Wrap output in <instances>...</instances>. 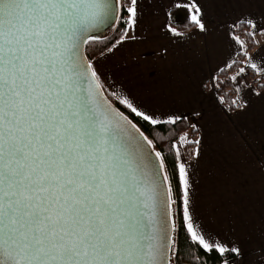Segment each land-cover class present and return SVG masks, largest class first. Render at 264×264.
<instances>
[{
	"label": "snow or ice",
	"instance_id": "1",
	"mask_svg": "<svg viewBox=\"0 0 264 264\" xmlns=\"http://www.w3.org/2000/svg\"><path fill=\"white\" fill-rule=\"evenodd\" d=\"M193 9L191 21L205 32L202 9ZM125 13L132 29L138 0H0V264H180L176 176L153 141L108 103L86 55L92 30ZM120 103L161 122L128 99ZM178 119L169 113L166 122ZM176 171L179 228L204 252L236 264L227 255L240 256V247L197 223L185 164Z\"/></svg>",
	"mask_w": 264,
	"mask_h": 264
},
{
	"label": "crops",
	"instance_id": "2",
	"mask_svg": "<svg viewBox=\"0 0 264 264\" xmlns=\"http://www.w3.org/2000/svg\"><path fill=\"white\" fill-rule=\"evenodd\" d=\"M193 3L202 9L207 30L201 32L197 25L174 29L171 17L191 16ZM174 7L179 8L172 13ZM239 21L250 24L257 43L241 68L254 63L262 73L264 0H138L137 23L126 28L124 42L93 61L101 83L119 101L128 99L139 110L156 114L158 121L167 120L169 113L188 119L202 145L187 158L188 131L181 136L188 133L187 142L180 137L174 150L177 164L183 162L189 173L197 223L217 242L240 247L241 255L229 261L264 264V88L256 89L240 68L232 74L237 107L230 110L215 83L216 73L243 48L233 33Z\"/></svg>",
	"mask_w": 264,
	"mask_h": 264
},
{
	"label": "trees",
	"instance_id": "3",
	"mask_svg": "<svg viewBox=\"0 0 264 264\" xmlns=\"http://www.w3.org/2000/svg\"><path fill=\"white\" fill-rule=\"evenodd\" d=\"M130 6V0H122ZM179 7L171 9L172 13ZM127 13L124 14L123 20L116 21L113 27L107 32L105 37L101 39H95L89 43L86 47V55L93 60L98 55L102 54L110 47H112L125 33L127 28L124 23L127 20ZM171 24L176 30L186 31L195 27L188 14L175 19L171 17ZM233 33L242 43L243 48L236 54V58L233 62L225 67H222L215 76L216 92L220 96L222 102L228 106L230 110H233L237 105L233 102L235 95V89L232 83V74L237 72L245 63L247 53L256 46V41L250 30V24L245 21H239L234 24ZM230 65V66H229ZM244 78L255 86L256 89L261 90L264 88V71L262 73L256 72L250 66L244 68ZM207 87V84H206ZM103 91L110 101L124 113L146 136L152 141L157 150L162 152V155L167 157V168L170 175L175 174L176 184L174 185V199L177 200L175 207L176 222L178 225V234L176 235L177 244L175 250L179 252L180 264H222L223 259L215 251L204 252L203 249L198 248L193 244L190 237H186L185 231L179 228V224L182 220V191L179 188L178 172L176 171L177 160L175 156V150L173 148L174 142H176L185 132L190 131L192 139L185 145V153L187 158H191L194 155L197 136V130L192 128L186 117H179L175 125L161 121L156 125H152L147 121H144L142 117H138L124 104L111 94L105 86ZM191 142V143H190ZM234 254H228L227 259L232 258Z\"/></svg>",
	"mask_w": 264,
	"mask_h": 264
},
{
	"label": "water",
	"instance_id": "4",
	"mask_svg": "<svg viewBox=\"0 0 264 264\" xmlns=\"http://www.w3.org/2000/svg\"><path fill=\"white\" fill-rule=\"evenodd\" d=\"M179 16H181V13H179ZM116 22V21H115ZM114 21L112 20H108L103 24L98 25L96 28H94L92 30V35H94L96 37V39H101L103 37H105V35L107 34V32L113 27V25L115 24ZM102 94L103 96L107 99L108 103L116 108L118 111H120L111 101L110 99L106 96V94L104 93V91L102 90ZM121 112V111H120ZM124 114V113H123ZM125 115V114H124ZM126 116V115H125ZM129 119V118H128ZM130 120V119H129ZM131 121V120H130ZM132 122V121H131ZM133 123V122H132Z\"/></svg>",
	"mask_w": 264,
	"mask_h": 264
},
{
	"label": "rangeland",
	"instance_id": "5",
	"mask_svg": "<svg viewBox=\"0 0 264 264\" xmlns=\"http://www.w3.org/2000/svg\"><path fill=\"white\" fill-rule=\"evenodd\" d=\"M183 137H187V138H189V134L187 133V134H185ZM173 212H174L175 217H176L175 207H173Z\"/></svg>",
	"mask_w": 264,
	"mask_h": 264
}]
</instances>
